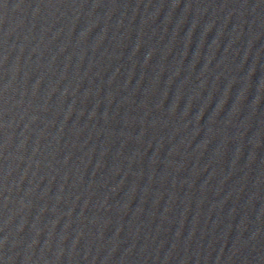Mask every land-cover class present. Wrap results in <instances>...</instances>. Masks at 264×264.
<instances>
[{
  "label": "water",
  "instance_id": "obj_1",
  "mask_svg": "<svg viewBox=\"0 0 264 264\" xmlns=\"http://www.w3.org/2000/svg\"><path fill=\"white\" fill-rule=\"evenodd\" d=\"M0 264H264V0H0Z\"/></svg>",
  "mask_w": 264,
  "mask_h": 264
}]
</instances>
